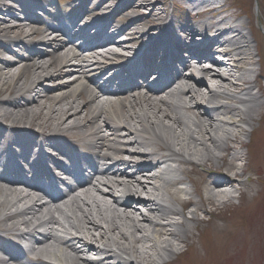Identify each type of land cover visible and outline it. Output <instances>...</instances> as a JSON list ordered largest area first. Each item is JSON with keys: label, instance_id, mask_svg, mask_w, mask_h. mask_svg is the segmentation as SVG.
<instances>
[{"label": "bare ground", "instance_id": "6f19581e", "mask_svg": "<svg viewBox=\"0 0 264 264\" xmlns=\"http://www.w3.org/2000/svg\"><path fill=\"white\" fill-rule=\"evenodd\" d=\"M68 1L57 15L55 0H0V264L262 253L246 228L264 221L263 11L257 28L223 0H184L202 20L179 23L162 15L165 0ZM57 152L82 164L79 189L57 186L72 171ZM42 177L58 194L51 203ZM241 207L244 225L232 229ZM60 216L73 239L55 233ZM37 227L31 246L11 241Z\"/></svg>", "mask_w": 264, "mask_h": 264}, {"label": "rangeland", "instance_id": "374dc122", "mask_svg": "<svg viewBox=\"0 0 264 264\" xmlns=\"http://www.w3.org/2000/svg\"><path fill=\"white\" fill-rule=\"evenodd\" d=\"M228 4H233V7L231 11L237 12V11H243L242 18L244 17L245 14L251 15L252 19L254 20V23L256 27L258 28V14H260L263 11L264 14V0H227ZM70 2H61L57 8H62L63 10L66 8H70L72 5ZM186 2L184 0H165V12L162 13V15L167 18V19H173L177 23L179 22H198L202 19L195 18L193 16L194 13H192L191 6L188 5V9L186 10ZM76 9L77 11L82 8L81 2L76 4ZM261 8V11L259 9ZM175 8V11H173ZM177 8H183V10L187 11L189 15H179L176 12L178 11ZM80 11V10H79ZM245 11V12H244ZM128 20L126 18L123 19L121 22L127 23ZM259 41L260 39H264V31L259 29ZM255 41V40H254ZM261 46L263 47L262 43ZM255 69L259 71L261 67L259 65L254 66ZM252 74V76H254ZM250 77V73H249ZM50 84V82H47ZM261 89L260 93H263L264 97V76L260 78V83L258 84L257 88H255V91H258ZM263 100V98H262ZM262 108L264 110V105H262ZM31 129H34L33 127ZM76 133V131H74ZM248 137L246 135L242 136V139H247ZM245 150V149H244ZM261 188V187H260ZM228 191H231V188L228 187ZM236 199L234 200V203L237 205L238 203L241 202L243 199V194L242 196L236 195ZM206 219L211 218V216L204 215ZM230 220L232 223V229L233 228H240L241 226L244 225L245 221V211L244 209L237 208V210L232 211L230 214ZM246 234H248L249 238L250 236L256 240L257 237L261 238L259 248L262 251V253H200L201 254V259L198 261H193V257L195 256V253H186L183 255V257L180 259L182 264H264V221L261 222V220H258L257 222L255 221L254 224L248 225L246 228ZM184 254V253H183ZM92 255V254H91ZM226 255H229L228 257ZM161 258L162 256L159 255ZM209 257V258H208ZM155 259L157 257H154ZM225 258V260H223Z\"/></svg>", "mask_w": 264, "mask_h": 264}]
</instances>
